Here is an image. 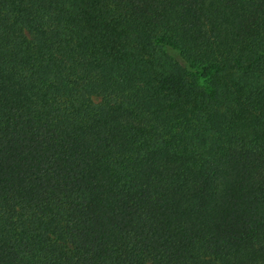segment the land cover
<instances>
[{
    "label": "trees",
    "instance_id": "1",
    "mask_svg": "<svg viewBox=\"0 0 264 264\" xmlns=\"http://www.w3.org/2000/svg\"><path fill=\"white\" fill-rule=\"evenodd\" d=\"M0 264H264V0H0Z\"/></svg>",
    "mask_w": 264,
    "mask_h": 264
}]
</instances>
